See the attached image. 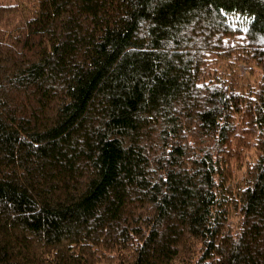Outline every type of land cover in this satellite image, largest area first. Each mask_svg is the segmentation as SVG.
I'll return each instance as SVG.
<instances>
[{
    "label": "trees",
    "instance_id": "1",
    "mask_svg": "<svg viewBox=\"0 0 264 264\" xmlns=\"http://www.w3.org/2000/svg\"><path fill=\"white\" fill-rule=\"evenodd\" d=\"M0 264H264V0H0Z\"/></svg>",
    "mask_w": 264,
    "mask_h": 264
},
{
    "label": "rangeland",
    "instance_id": "2",
    "mask_svg": "<svg viewBox=\"0 0 264 264\" xmlns=\"http://www.w3.org/2000/svg\"><path fill=\"white\" fill-rule=\"evenodd\" d=\"M243 71H244V69H243Z\"/></svg>",
    "mask_w": 264,
    "mask_h": 264
}]
</instances>
